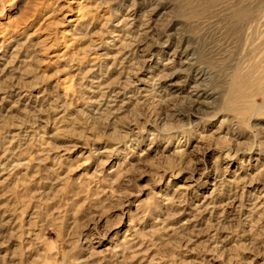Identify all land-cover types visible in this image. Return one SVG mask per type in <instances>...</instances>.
<instances>
[{"label":"rangeland","instance_id":"obj_1","mask_svg":"<svg viewBox=\"0 0 264 264\" xmlns=\"http://www.w3.org/2000/svg\"><path fill=\"white\" fill-rule=\"evenodd\" d=\"M0 264H264V0H0Z\"/></svg>","mask_w":264,"mask_h":264},{"label":"bare ground","instance_id":"obj_2","mask_svg":"<svg viewBox=\"0 0 264 264\" xmlns=\"http://www.w3.org/2000/svg\"><path fill=\"white\" fill-rule=\"evenodd\" d=\"M69 50V49H68ZM93 63V62H92ZM97 65V64H96ZM92 66V65H91ZM99 66V65H98ZM257 68V67H256ZM257 69H259V68H257ZM252 71V70H251ZM255 72V71H254ZM252 73V75H253V72H251ZM260 73V72H259ZM255 75V74H254ZM260 75V74H259ZM258 79H260L259 77H257Z\"/></svg>","mask_w":264,"mask_h":264}]
</instances>
